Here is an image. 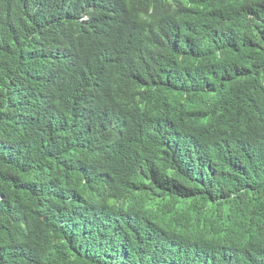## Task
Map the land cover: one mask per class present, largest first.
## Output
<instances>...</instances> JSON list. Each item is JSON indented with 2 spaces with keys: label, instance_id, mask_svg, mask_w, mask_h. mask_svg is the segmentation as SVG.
I'll use <instances>...</instances> for the list:
<instances>
[{
  "label": "trees",
  "instance_id": "trees-1",
  "mask_svg": "<svg viewBox=\"0 0 264 264\" xmlns=\"http://www.w3.org/2000/svg\"><path fill=\"white\" fill-rule=\"evenodd\" d=\"M0 22V264H264V0Z\"/></svg>",
  "mask_w": 264,
  "mask_h": 264
},
{
  "label": "clouds",
  "instance_id": "clouds-1",
  "mask_svg": "<svg viewBox=\"0 0 264 264\" xmlns=\"http://www.w3.org/2000/svg\"><path fill=\"white\" fill-rule=\"evenodd\" d=\"M25 2H26V0H12V10H15V11H17V12H20L21 11V9H22V7H23V4H25ZM114 9V7H109L108 8V10H107V12H110L111 10H113ZM81 20H87V17H84V18H82ZM0 26L2 27L1 28V31L5 34V40H7V39H10V38H12V37H14V36H21V35H23L24 33H22V34H17V35H15V34H13L12 32H10L8 29H7V26H5L3 23H1L0 22ZM75 80V83H76V85L78 86V85H82V84H87V83H90L91 82V78H89V77H86V76H84L83 78H80V79H74ZM77 80H78V83H77ZM59 86H62V83L60 82V84L58 85V87ZM57 87V88H58ZM84 112H88V110L87 109H84L83 110ZM161 233L162 234H164V236L166 237V239H167V243H171L172 244V246H176V248H178L179 247V245H178V243H177V241L175 240V238L173 237V236H171L170 234H169V232L168 231H166V232H164L163 231V228L161 229ZM168 245V249H169V244H167Z\"/></svg>",
  "mask_w": 264,
  "mask_h": 264
},
{
  "label": "rangeland",
  "instance_id": "rangeland-1",
  "mask_svg": "<svg viewBox=\"0 0 264 264\" xmlns=\"http://www.w3.org/2000/svg\"><path fill=\"white\" fill-rule=\"evenodd\" d=\"M163 231H164V232L167 231V224H166V223L163 225Z\"/></svg>",
  "mask_w": 264,
  "mask_h": 264
}]
</instances>
